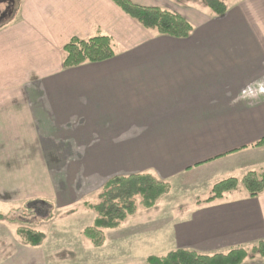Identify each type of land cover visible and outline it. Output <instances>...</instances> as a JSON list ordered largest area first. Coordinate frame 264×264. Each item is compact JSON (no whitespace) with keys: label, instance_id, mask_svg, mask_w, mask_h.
<instances>
[{"label":"crops","instance_id":"obj_1","mask_svg":"<svg viewBox=\"0 0 264 264\" xmlns=\"http://www.w3.org/2000/svg\"><path fill=\"white\" fill-rule=\"evenodd\" d=\"M129 1L179 14L191 36H157L110 0H14L0 11V202L67 207L140 173L187 177L198 192L264 173V146H254L264 138V0H227L220 18L198 2ZM98 35L113 40V59L63 69L69 40ZM238 191L196 195L178 218L161 208L155 231L168 251L264 241V193Z\"/></svg>","mask_w":264,"mask_h":264},{"label":"trees","instance_id":"obj_2","mask_svg":"<svg viewBox=\"0 0 264 264\" xmlns=\"http://www.w3.org/2000/svg\"><path fill=\"white\" fill-rule=\"evenodd\" d=\"M123 14L137 23L144 30L157 36H166L178 40L188 39L192 25L179 14L161 8L143 7L129 0H110ZM182 2H198L204 6L211 16L220 18L227 12V0H176ZM4 20L0 28L4 26ZM1 22V20H0ZM113 40L105 35H98L86 40L72 38L62 48V67L65 70L77 68L84 64L101 63L115 57ZM254 146H264V138ZM241 184L249 197L254 198L264 193V173L247 172L240 180L228 178L213 185L206 201L220 199L224 194L234 192ZM169 192L168 183L147 174H132L115 176L107 180L101 187L98 203L85 204V207L95 213L92 224L86 227L82 234L90 244L99 248L105 242V232L112 231L132 216L136 211L135 198H140L144 209L152 208L158 199ZM51 207L49 202L31 201L25 204L28 217L36 214L37 205ZM51 218L50 211L44 220ZM0 213V221L5 220ZM26 225L28 223H25ZM21 226L17 233L22 243L28 247H39L44 234ZM259 257L264 260V241L245 248L237 247L226 253L202 255L192 250L177 249L161 257L149 256L146 264H242L246 259Z\"/></svg>","mask_w":264,"mask_h":264},{"label":"rangeland","instance_id":"obj_3","mask_svg":"<svg viewBox=\"0 0 264 264\" xmlns=\"http://www.w3.org/2000/svg\"><path fill=\"white\" fill-rule=\"evenodd\" d=\"M4 1L0 2V11L9 9L14 3V0ZM202 9L207 10L203 6L199 11ZM4 19L0 17L1 21ZM185 178L164 181L169 185V192L161 196L150 209L141 207L140 198L136 197L135 213L127 217L119 228L106 231L105 242L99 248L93 247L82 232L92 224L95 217V213L85 204L98 203L101 188L80 200L76 199L74 204L72 202L67 207H58L67 204V200H58L56 203L54 199L0 202V213L6 218L0 221V264H146L149 256H164L170 250L163 236L155 231L159 227L158 216L164 212L178 218L190 211L194 196H210V190L198 192L200 188L190 189ZM237 190L242 192L244 188L239 184ZM36 192L41 193L39 189ZM31 201L49 202L51 207L38 204L35 215L23 217L28 212L25 204ZM49 211L51 218L44 220ZM23 225L44 234L39 247L32 248L22 243L17 231ZM163 228L171 229L167 225Z\"/></svg>","mask_w":264,"mask_h":264}]
</instances>
